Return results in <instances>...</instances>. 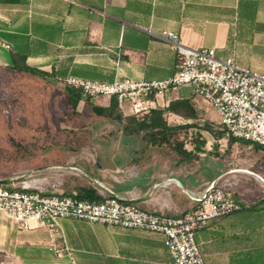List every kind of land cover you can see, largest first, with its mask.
I'll use <instances>...</instances> for the list:
<instances>
[{
	"label": "crops",
	"instance_id": "0c3cea01",
	"mask_svg": "<svg viewBox=\"0 0 264 264\" xmlns=\"http://www.w3.org/2000/svg\"><path fill=\"white\" fill-rule=\"evenodd\" d=\"M165 32L179 35L186 47L214 48L218 56L234 57L241 66L264 74V0H0V125L6 129L16 122L23 127L6 137L0 133V162L11 163L0 165V181H6L0 186L19 185L14 176L23 169L31 178L41 176L45 195H69L84 185L95 188L98 182L143 210L179 215L195 206L192 196L225 175L239 181L235 190L244 209L198 233L205 262L264 264L262 186L248 175L264 166L263 161L258 164L251 158L247 168L227 176L224 160L205 158L214 154L212 142L206 148L199 142L193 149L184 146L193 158L176 150L167 156L161 145L144 141L142 133L124 131L115 117L134 116L119 107L111 117L100 116L81 101L77 114H68V87L62 82L69 77L100 82L172 77L178 56L163 38ZM25 91L34 98L51 93L66 98L57 115L62 123L53 134L40 126V120H31L30 114L38 111H25ZM89 99L103 108L112 100ZM177 101H186L189 110L180 107L164 114L175 133H209L205 126L216 121L220 125L217 112L191 87L158 97L156 107L167 109ZM19 138H24L22 159ZM38 139L42 140L37 144ZM114 139H121V144H114ZM238 143L242 142L229 146ZM52 147H59L54 155L49 154ZM259 176L264 178V170ZM32 226L22 229L0 212V264H171L157 234L64 219L63 237L55 244L62 250L58 257L50 248V232Z\"/></svg>",
	"mask_w": 264,
	"mask_h": 264
},
{
	"label": "built area",
	"instance_id": "2783aa9c",
	"mask_svg": "<svg viewBox=\"0 0 264 264\" xmlns=\"http://www.w3.org/2000/svg\"><path fill=\"white\" fill-rule=\"evenodd\" d=\"M163 38L178 56V69L168 79L147 82L117 78L100 82L69 77L62 83L81 91L84 97L114 99L122 113L139 119L157 109L158 97L191 87L196 97L217 112L228 136L264 150V74L241 66L234 57L218 56L214 48L186 47L176 33L165 32ZM248 175L260 182V201L264 202L263 176ZM238 182L219 176L202 194L192 196L193 208L179 215L143 210L101 183L95 188L104 201L92 203L78 199L76 193L45 195L44 188L23 182L0 186V212L22 229H32L33 224L47 229L52 239L50 248L58 257L62 256V250L55 246L63 237L60 221L74 219L160 235L171 264H206L197 235L211 222L244 209L235 190Z\"/></svg>",
	"mask_w": 264,
	"mask_h": 264
},
{
	"label": "rangeland",
	"instance_id": "374dc122",
	"mask_svg": "<svg viewBox=\"0 0 264 264\" xmlns=\"http://www.w3.org/2000/svg\"><path fill=\"white\" fill-rule=\"evenodd\" d=\"M25 111H38L36 115H31V120L34 121L40 120V126L43 127L44 130L48 131L49 134H53L56 130L59 129L60 124L62 123L61 119L57 117L59 110L63 109L66 106V98L64 97H57L54 95V93H51V96L48 98H34L31 91H25ZM1 115H0V121H1ZM216 123H211L209 126H205L207 131L209 133H200V131H193L192 134L190 133H173L168 141L162 142L161 146L162 148L166 149V155H170V151H175V147L182 144L183 146H187L189 149H193V145L196 142L202 143L204 147H209V143L212 142L214 144V147L212 148L211 154L206 156L205 158H216L220 157V159L224 160L225 163V170L226 172H230L227 176H233L235 172L233 170L237 169H245L247 168L248 164L247 162H250L249 159H254L258 164H260L262 161L264 162V150H258L254 147L247 148V146H244L243 143L233 144L230 145V142L228 138L230 139L231 136H228L227 131L222 130V127ZM24 125L25 123H21ZM33 123H30L31 127H34L32 125ZM36 126V125H35ZM208 127V128H207ZM22 126L18 123L12 124L10 127H7L6 129H3L0 125V133L6 137V135H11L12 133H20L22 132ZM40 129V128H39ZM114 129V128H110ZM106 130V129H105ZM120 130V129H119ZM106 131H109L108 129ZM34 137H37L39 133L32 134ZM220 135L225 136V140L220 137ZM221 139H220V138ZM3 142L9 141V139L2 138ZM20 142L17 143V148L19 151H25V146H23L21 143H24V138L18 139ZM42 139H38L37 144L41 142ZM220 140V142H219ZM44 141V140H43ZM114 144L120 145L121 139H114ZM59 149V147H52L49 149V154L54 155L55 152ZM173 155V152L172 154ZM213 155V156H212ZM223 155V156H222ZM19 159H22L25 157L24 152L18 154ZM199 160V158H198ZM11 163H5L3 161L0 162V165H10ZM264 170V166H260L259 168H255L253 174L259 175L262 174ZM16 175L14 177H18V181L20 183L23 182H29L31 184H35L36 186L40 188H44L43 181L41 176H37L34 178L29 177L27 174V171L23 169H19L16 171ZM260 172V173H259ZM8 174V173H6ZM11 177V175H7ZM233 178V177H231ZM253 178V177H252ZM236 180L235 178H233ZM37 180L39 183H35L34 181ZM255 184H260V182L256 181L254 178L252 179ZM34 182V183H32Z\"/></svg>",
	"mask_w": 264,
	"mask_h": 264
},
{
	"label": "trees",
	"instance_id": "16d2710c",
	"mask_svg": "<svg viewBox=\"0 0 264 264\" xmlns=\"http://www.w3.org/2000/svg\"><path fill=\"white\" fill-rule=\"evenodd\" d=\"M68 95V114L76 115V109L81 101H85L87 105L92 108V111L100 116L111 117L116 109H118V102L114 99L111 100L109 108L97 107L90 102L88 97H84L81 91L74 88L68 87L66 89ZM180 107H188L186 101H177L172 102L167 109H154L151 113L143 118L137 119L136 117H123L122 114H118L115 118L122 125L124 131L131 132L133 135H140L142 133V139L149 144L161 145L162 142L168 141L172 134L175 132L174 128L167 126V123L164 121V114L167 111L173 112L179 110ZM126 121V125H125ZM124 122V123H123ZM224 131H226L224 129ZM240 141L243 144H252L246 141L235 139L230 137L229 142ZM256 149L263 150L260 146L253 144ZM175 150L183 155L186 158H193L194 155L184 150L182 144L175 147ZM199 150V149H198ZM1 185V183H0ZM77 198L80 200L89 201L92 203H101L104 201V198L98 193V191L92 185H84L77 189ZM71 195V194H69Z\"/></svg>",
	"mask_w": 264,
	"mask_h": 264
},
{
	"label": "water",
	"instance_id": "95a60500",
	"mask_svg": "<svg viewBox=\"0 0 264 264\" xmlns=\"http://www.w3.org/2000/svg\"><path fill=\"white\" fill-rule=\"evenodd\" d=\"M97 166H98L99 168H101V165H100L99 162L97 163ZM84 173H85V172H84ZM0 182H6V181H0ZM96 184H98V182H96Z\"/></svg>",
	"mask_w": 264,
	"mask_h": 264
}]
</instances>
